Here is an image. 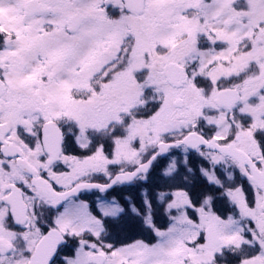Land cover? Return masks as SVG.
I'll return each mask as SVG.
<instances>
[{"label":"snow or ice","instance_id":"snow-or-ice-1","mask_svg":"<svg viewBox=\"0 0 264 264\" xmlns=\"http://www.w3.org/2000/svg\"><path fill=\"white\" fill-rule=\"evenodd\" d=\"M0 264H264V0H0Z\"/></svg>","mask_w":264,"mask_h":264}]
</instances>
